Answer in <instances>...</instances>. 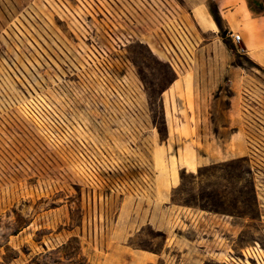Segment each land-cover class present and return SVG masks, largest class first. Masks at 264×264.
I'll list each match as a JSON object with an SVG mask.
<instances>
[{
	"label": "rangeland",
	"instance_id": "rangeland-1",
	"mask_svg": "<svg viewBox=\"0 0 264 264\" xmlns=\"http://www.w3.org/2000/svg\"><path fill=\"white\" fill-rule=\"evenodd\" d=\"M184 6L0 0V264H264V71L241 91L244 153L225 152L223 95L204 120L218 159L170 157L164 107L196 121L190 72L217 69L172 22Z\"/></svg>",
	"mask_w": 264,
	"mask_h": 264
},
{
	"label": "crops",
	"instance_id": "crops-1",
	"mask_svg": "<svg viewBox=\"0 0 264 264\" xmlns=\"http://www.w3.org/2000/svg\"><path fill=\"white\" fill-rule=\"evenodd\" d=\"M256 0H185V6L182 11L177 13L172 19L184 29L190 44L194 50L201 51L202 56L196 60L202 65L213 68L216 64V70L191 71L190 78L192 82V90L199 91V97H193L194 118L191 121V114L186 102L178 107L179 110H186L187 117H176L173 114L172 104L164 107L163 112L167 126L168 135L176 136L183 140V145L176 147L171 156L179 158L180 153H187V157L193 162L194 167L188 162H181L179 167L190 169L196 168L199 164L210 163L218 159V156L212 152V142L217 137L218 128L209 131L212 123L204 121L207 117H211V97L214 103L220 101L223 95L228 96V100L224 103L227 105L229 116L236 117L229 120L224 128H231V131L223 141L225 144V152L230 157H235L245 152L244 134L241 129L240 118V101L241 91L250 81L256 78V66L264 71V6L257 7ZM217 14L221 18V25L215 18ZM176 21V22H175ZM195 25L197 32L189 30V26ZM176 26V25H175ZM222 28L226 29L224 32ZM232 31L240 32L241 44L245 47L244 53H238L231 43L230 34ZM190 33V34H188ZM190 36V37H188ZM201 40V45L197 46ZM191 63H194L192 57H189ZM249 61L252 66L248 67L241 59ZM179 77L175 76L171 85L175 87ZM197 80H201L200 82ZM178 89V86H176ZM164 93L161 97L164 99ZM175 97L178 91L175 90ZM184 108V109H183ZM168 111V113H167ZM217 140L219 138L217 137ZM192 141H200L208 144L209 150L201 156L196 154V149L189 148ZM233 144L234 148H230ZM165 150V148H164ZM186 157V158H187ZM179 161V160H178ZM173 169V168H172ZM177 176L178 164L174 169ZM172 171V170H171ZM171 186L177 182L172 178Z\"/></svg>",
	"mask_w": 264,
	"mask_h": 264
},
{
	"label": "built area",
	"instance_id": "built-area-1",
	"mask_svg": "<svg viewBox=\"0 0 264 264\" xmlns=\"http://www.w3.org/2000/svg\"><path fill=\"white\" fill-rule=\"evenodd\" d=\"M240 32H231L230 34V38L232 41V44L234 46V48L237 50L238 53H244L246 51L245 47L241 44V36H240ZM243 111L246 112L248 111V109L250 108L251 102L253 100H251V93L245 89L243 91ZM263 103L261 101V98L256 97V131L260 132L259 128H262L264 130V120L261 119L262 118V114L260 113V111H263ZM256 150H258V144L256 146Z\"/></svg>",
	"mask_w": 264,
	"mask_h": 264
},
{
	"label": "trees",
	"instance_id": "trees-1",
	"mask_svg": "<svg viewBox=\"0 0 264 264\" xmlns=\"http://www.w3.org/2000/svg\"><path fill=\"white\" fill-rule=\"evenodd\" d=\"M214 16H215L216 21L218 22V24L221 25V24H222V23H221V22H222V21H221V18H220L217 14H215ZM222 30H223L224 32L226 31V29H224V28H222Z\"/></svg>",
	"mask_w": 264,
	"mask_h": 264
}]
</instances>
